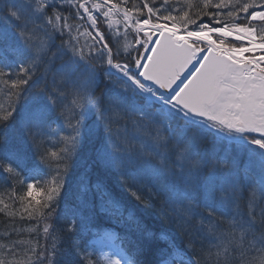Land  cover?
I'll list each match as a JSON object with an SVG mask.
<instances>
[{"label":"snow or ice","instance_id":"1","mask_svg":"<svg viewBox=\"0 0 264 264\" xmlns=\"http://www.w3.org/2000/svg\"><path fill=\"white\" fill-rule=\"evenodd\" d=\"M127 3L0 0V83L12 98L0 106V193L12 201L0 195V214L36 222L9 224L0 264H140L124 238L104 251L112 234L92 231L89 191L117 218L128 211L102 184L81 181L77 202L61 207L77 169L118 171L133 186L150 177L169 193L164 214L193 253L182 264H264V0H203L192 15ZM101 84L112 88L97 95ZM97 109L98 129L84 121ZM41 172L51 175L38 188ZM23 232L35 235L13 238ZM150 245L145 237L136 252ZM169 247L158 264L180 258Z\"/></svg>","mask_w":264,"mask_h":264},{"label":"trees","instance_id":"2","mask_svg":"<svg viewBox=\"0 0 264 264\" xmlns=\"http://www.w3.org/2000/svg\"><path fill=\"white\" fill-rule=\"evenodd\" d=\"M120 3V0H114ZM191 7H189V0H148V4L154 8L166 7L169 10H187L190 15L195 13L199 7L202 6L203 0H190ZM143 0H128L127 5H122L125 7H131L133 4L138 6L142 5ZM219 3V0H213V4ZM213 9H208L212 11ZM234 10L232 8L226 9L225 11ZM146 12V9H145ZM166 14L163 11L159 12L158 15ZM178 11H173V15H178ZM195 18V17H193ZM71 22V21H70ZM99 26L106 33L105 27L102 26V21L98 19ZM198 23H210L211 21L207 16L202 17L197 21ZM231 22V21H228ZM238 23H243L242 19L237 20ZM76 23L81 24L80 31H85L84 21H76ZM212 26H216L212 24ZM189 28L196 29L194 25H190ZM83 40L84 38L81 37ZM226 44H231L232 40L225 42ZM237 47L240 46L239 43L236 44ZM10 55V54H9ZM112 88L110 84H101L97 90V95L101 92H108ZM12 103V98L8 96L7 86L0 83V106L7 108L9 104ZM86 124L91 125L92 127L99 128L101 121V113L99 109L94 112H88L84 118ZM56 128V125H53V129ZM67 134V133H65ZM51 140L53 144H57V137L52 136ZM21 151L28 157L29 166L32 165L35 158L32 155L30 146L27 144L18 145ZM208 146V145H206ZM244 160H241V167H245ZM51 174H45L41 172L36 176V179L41 183L37 185L39 188L44 181L48 180ZM84 181L85 184H88L89 181L92 185H96L98 182L102 184L104 192L110 193L111 196L120 201L124 209L128 210L124 212L123 218H117L115 213L111 209L105 210L101 207L102 200L101 194L95 189L89 191L85 199L87 200L88 209L92 210L91 214L94 216V226L92 231L99 232L101 234H112V237L115 239L116 235H119L121 238L125 239L127 247L134 254H137L139 257L140 264H158V260L161 256L167 258L171 255L173 249L169 247V244L173 241L175 242V247L178 249L177 255L180 258L172 260V264H182V259H187L192 256L193 253L189 250L187 245V239L183 234V231L177 226V223L169 219L164 213L171 207L169 202V193L158 192L157 189L153 186L154 181L150 177H146L144 181L139 183L136 186L130 184L127 177L122 176L118 171H98L92 170L85 173L83 169H77L75 173L71 176L69 183L65 186V193L63 199L61 200V207H64L71 203L77 202V197L80 195L78 192V187L80 182ZM131 188V191L129 190ZM11 189H9L10 191ZM25 189L24 186L19 182L15 184V194L17 196L22 195ZM138 192L141 196L140 200H137L132 192ZM0 195H3L5 203H12L8 199V192H2ZM151 195V202H148V198ZM244 202L242 201V204ZM18 206V205H17ZM129 211L131 212L134 218H129ZM63 221H61L62 223ZM11 223L12 227H17L21 229H26L29 227L36 226L35 221L20 220L17 218L14 222H10L7 217L0 214V236L3 235L5 231L8 230V226ZM56 223V222H54ZM59 226V225H57ZM42 228V224L38 226V230ZM35 234L23 232L18 237H13L14 239H31ZM145 237L151 240V245L145 251L137 253V245H142L145 241ZM79 238V237H78ZM86 239L91 240L92 236H86ZM113 240L107 238H101L99 240V245L103 247L104 251H109L108 245L114 242ZM6 242L0 240V243ZM68 244L71 243V239L68 238L66 241ZM207 243V242H206ZM197 251L200 250V246H196ZM95 259V257L93 258ZM200 260V264H204L203 260L200 257H197Z\"/></svg>","mask_w":264,"mask_h":264},{"label":"rangeland","instance_id":"3","mask_svg":"<svg viewBox=\"0 0 264 264\" xmlns=\"http://www.w3.org/2000/svg\"><path fill=\"white\" fill-rule=\"evenodd\" d=\"M114 19H118V17H115ZM84 38V37H83ZM214 38H215V36H214ZM216 39V38H215ZM228 40H231V39H228ZM249 55V53H246V55L245 56H248ZM257 55H260V53H257Z\"/></svg>","mask_w":264,"mask_h":264},{"label":"bare ground","instance_id":"4","mask_svg":"<svg viewBox=\"0 0 264 264\" xmlns=\"http://www.w3.org/2000/svg\"><path fill=\"white\" fill-rule=\"evenodd\" d=\"M181 34H183V33H181ZM213 39H215V38L213 37ZM244 55H246V53Z\"/></svg>","mask_w":264,"mask_h":264}]
</instances>
